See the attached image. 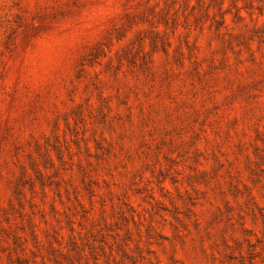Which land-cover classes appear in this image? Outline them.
<instances>
[{"label": "rangeland", "instance_id": "374dc122", "mask_svg": "<svg viewBox=\"0 0 264 264\" xmlns=\"http://www.w3.org/2000/svg\"><path fill=\"white\" fill-rule=\"evenodd\" d=\"M0 264H264V0H0Z\"/></svg>", "mask_w": 264, "mask_h": 264}]
</instances>
